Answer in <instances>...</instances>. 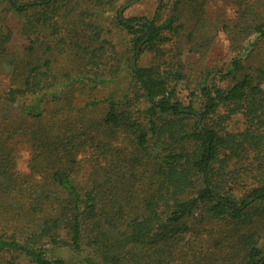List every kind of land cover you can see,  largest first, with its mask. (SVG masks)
Returning <instances> with one entry per match:
<instances>
[{"label": "trees", "instance_id": "trees-1", "mask_svg": "<svg viewBox=\"0 0 264 264\" xmlns=\"http://www.w3.org/2000/svg\"><path fill=\"white\" fill-rule=\"evenodd\" d=\"M121 1L0 0V264H264V0H235L220 68L207 0Z\"/></svg>", "mask_w": 264, "mask_h": 264}, {"label": "rangeland", "instance_id": "rangeland-1", "mask_svg": "<svg viewBox=\"0 0 264 264\" xmlns=\"http://www.w3.org/2000/svg\"><path fill=\"white\" fill-rule=\"evenodd\" d=\"M157 1L158 0H140L136 4L126 8L123 11L124 13L122 12L123 13L122 16L123 18H131V17H148L149 18L153 14V10L156 6ZM129 2L131 1H121L118 3L117 7L120 9L122 6H124L125 4ZM234 2L235 0H207V6L205 9V13H206V18L208 22L210 23V30L214 38L212 45L208 49V53L205 59L202 60L203 65L207 68H212L214 66L216 68H220L222 66L224 67L228 64L230 60L231 56L228 53L227 38L222 33H220L219 30L222 24H225L232 19L234 8L236 7ZM9 26L13 28V30L15 31V26H16L15 23H10ZM25 44L26 43L23 40H21L19 36H15V38L13 39V42L10 45L12 47L11 50L13 52L20 53L22 47L25 46ZM129 59L130 60L128 61V67H130V61L133 58L131 59L130 57ZM181 60L186 65L188 64L194 65L195 63L200 61V58L196 55L184 54L183 56H181ZM146 65H147L146 59L144 58L139 59L138 62H136V59H135V62H134L135 70L137 69L136 67L140 68ZM126 73L127 72L125 71L124 73H122L121 76H123V74H126ZM9 80L10 79H9L8 71L0 68V93L1 95H3L7 91L9 82H10ZM185 94L186 93L184 92L183 96ZM99 96H101V93L97 94L98 98ZM81 102L77 103L76 108H80ZM18 151H19L18 169L21 171H26V164H27V159H28L27 148L24 145H19ZM86 163L85 162L83 163V166L85 165V168L88 166ZM79 178L80 179L77 180V184L81 185L87 179L86 172L81 173ZM207 229L210 230V227H208ZM213 229H214V234L211 235V241L207 240V243H209L211 246L218 244L219 247L216 248V250H214L217 253L226 254V253L231 252L235 245L234 244L235 239H233V237L231 236L229 237L228 233H226L224 230H221L217 226H214ZM256 230L259 231L260 235L262 236V242H263L264 241V224H261L260 227H257ZM205 237L206 236L204 234L202 238L205 239ZM207 249L208 251L211 252V247L210 248L208 247ZM71 256L72 255H70V253H68L66 250H61L60 258L62 260H69Z\"/></svg>", "mask_w": 264, "mask_h": 264}, {"label": "water", "instance_id": "water-1", "mask_svg": "<svg viewBox=\"0 0 264 264\" xmlns=\"http://www.w3.org/2000/svg\"><path fill=\"white\" fill-rule=\"evenodd\" d=\"M138 1H140V0H133V1H131V2L127 3V4H125L124 6H122V7L119 9V12H118L119 18L122 19V12H123L126 8H128V7H130V6L134 5V4H136ZM137 53H138V52H137ZM134 62H135V59H132V60L130 61V68H131V70H133V71L135 72L136 70H135V68H134Z\"/></svg>", "mask_w": 264, "mask_h": 264}]
</instances>
